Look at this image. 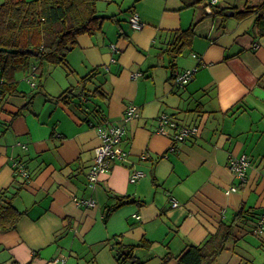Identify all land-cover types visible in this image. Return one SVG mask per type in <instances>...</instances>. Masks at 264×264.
Returning <instances> with one entry per match:
<instances>
[{
	"label": "crops",
	"instance_id": "1",
	"mask_svg": "<svg viewBox=\"0 0 264 264\" xmlns=\"http://www.w3.org/2000/svg\"><path fill=\"white\" fill-rule=\"evenodd\" d=\"M118 2L97 0V15L115 16L120 26L106 19L101 31L78 36L67 56L71 71L45 65L35 78L26 71L29 91L17 83L26 96L0 105V192L21 187L13 204L25 212L15 230L0 232V264H129L117 260L119 244L135 246L143 264H176L190 245L228 226L232 238L214 264H253L249 250L264 251V231L257 232L264 215V36L256 15L244 12L264 0ZM133 13L141 30L130 25ZM189 29L193 35L182 36ZM180 35L189 41L176 54ZM194 68L186 86L175 84V73ZM68 89V103L57 102ZM131 104L138 117L125 124L120 147L127 155L90 188L87 173L101 143L96 128L119 124ZM161 114L199 134L171 150L170 138L157 133ZM241 155L249 160L244 181L228 168ZM18 167L26 177L15 179ZM133 170L143 173L135 183ZM126 197L133 202L106 216ZM87 199L95 205L76 203Z\"/></svg>",
	"mask_w": 264,
	"mask_h": 264
},
{
	"label": "trees",
	"instance_id": "2",
	"mask_svg": "<svg viewBox=\"0 0 264 264\" xmlns=\"http://www.w3.org/2000/svg\"><path fill=\"white\" fill-rule=\"evenodd\" d=\"M96 3L97 0H0V105L8 97L26 96L17 89L15 75L19 71H30L34 78L36 68L45 65L65 67L71 71L67 56L76 46L78 36L93 35L101 31L106 19L120 26L115 16H98ZM244 13L256 15L258 33L264 36V2L254 7L246 5ZM192 30L182 31L181 34L192 36ZM182 36L176 38V54L189 41H183ZM82 80L85 81L86 78ZM71 94L72 90L68 89L55 100L68 103ZM19 174L16 169L15 179ZM20 190L21 187H17L11 195L8 189L0 192V232L15 230L25 215L24 211H19L13 204ZM132 202L127 197L121 198L115 206L107 210L106 216ZM231 238V227L222 228L202 244L190 245L177 257L176 264H214ZM134 248L135 246L119 244L117 260L120 263L143 264L133 255Z\"/></svg>",
	"mask_w": 264,
	"mask_h": 264
},
{
	"label": "built area",
	"instance_id": "3",
	"mask_svg": "<svg viewBox=\"0 0 264 264\" xmlns=\"http://www.w3.org/2000/svg\"><path fill=\"white\" fill-rule=\"evenodd\" d=\"M219 0H208L210 6H214ZM209 12H212L211 8L208 7ZM130 25L135 30H141L144 24L140 21L138 15L133 13L130 17ZM115 47H113L114 49ZM193 57L198 59V56L193 54ZM197 68L192 70H186L183 72H177L174 74L175 84L179 87H184L188 84ZM141 74H133L134 78L140 77ZM34 78V76H33ZM35 86V83H32ZM138 117V107L135 105H128L125 115L119 124H102L96 128L98 135L101 139V143L94 150L93 163L87 173L88 186L94 188L95 184L98 182L101 175L107 173L115 161H124L127 152L124 151L120 144L125 135V124L128 120ZM158 128L157 133L170 138L171 140V150L175 151L180 143L186 142L191 137H196L199 134V129L196 126H184L180 125L178 122L170 118L166 114H161L158 117ZM142 159H147V155L143 154ZM249 167V160L245 155L233 156L229 159L228 168L233 173V175L240 181L245 180L246 170ZM19 173L21 175L27 176V173L18 167ZM143 176V173L139 170H133L130 173L129 181L135 183L136 180ZM231 191H235L232 188ZM78 206L93 207L95 201L93 199L87 200H76ZM173 206H177V202L173 201ZM139 219V216H135ZM264 231V215L259 219L257 223V232L259 234ZM48 264H65L64 258H54Z\"/></svg>",
	"mask_w": 264,
	"mask_h": 264
},
{
	"label": "rangeland",
	"instance_id": "4",
	"mask_svg": "<svg viewBox=\"0 0 264 264\" xmlns=\"http://www.w3.org/2000/svg\"><path fill=\"white\" fill-rule=\"evenodd\" d=\"M227 2H236V3H239V2H241V0H221V3L222 4H225ZM98 3H100V1H98ZM118 3L121 4L122 3V0H119ZM113 6H114V4H113ZM125 13H127V11H125L123 14H125ZM57 71H59V70H57ZM67 72H69V71L66 70V73ZM25 74H26L25 71H19L18 73H16L15 79H16L17 83H20L19 84V88L21 90L29 91L30 86L27 84V81L25 80V78H23V77H25L24 76ZM1 129H3V125L0 124V131H1ZM239 246L242 247V248L244 247L243 246V243H240ZM259 253H262L263 254V259L262 260H259ZM249 254H250L251 258H253V259L256 260L253 264H262V261L264 260V251L263 250L262 251H258L257 248H256L254 251H250L249 250Z\"/></svg>",
	"mask_w": 264,
	"mask_h": 264
}]
</instances>
